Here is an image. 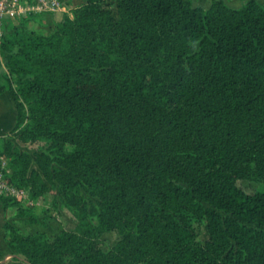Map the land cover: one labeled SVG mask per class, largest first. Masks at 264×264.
I'll return each instance as SVG.
<instances>
[{
  "label": "trees",
  "instance_id": "trees-1",
  "mask_svg": "<svg viewBox=\"0 0 264 264\" xmlns=\"http://www.w3.org/2000/svg\"><path fill=\"white\" fill-rule=\"evenodd\" d=\"M84 1L50 33L31 14L0 43L10 134L47 145L11 155V182L35 200L57 185L78 222L6 223L8 247L28 264H264V3Z\"/></svg>",
  "mask_w": 264,
  "mask_h": 264
},
{
  "label": "rangeland",
  "instance_id": "rangeland-1",
  "mask_svg": "<svg viewBox=\"0 0 264 264\" xmlns=\"http://www.w3.org/2000/svg\"><path fill=\"white\" fill-rule=\"evenodd\" d=\"M197 0H191L192 5H196ZM212 4V0H209ZM223 2L227 7L232 9H240L247 3L249 0H217ZM260 4L264 3V0H257ZM200 8V7H198ZM112 12L114 17H118L115 7H112ZM77 16V10L73 11L72 16H67L70 19H75ZM65 17V16H64ZM63 17V18H64ZM26 18V17H25ZM23 19V18H22ZM20 19L9 22L8 24V33L12 29L19 26ZM55 23L49 20L48 15L45 16V19H37L33 21L30 25L41 33H50L53 29H50ZM1 57V56H0ZM6 82L3 81V85ZM8 117V116H7ZM47 148V145L43 142L37 143H22L19 142L16 138L12 137L9 133L6 137L0 140V156L4 158L7 169L9 171L8 179L12 184V169H11V155L15 152L21 154H27L33 156L36 151L44 150ZM14 185V184H13ZM246 193H253L260 189V186L256 183L241 181L238 184ZM16 186V185H14ZM19 188L18 186H16ZM26 198H22L20 202L14 200L16 203L12 206H9L8 211V225L19 230L23 234H28L29 232L36 230H44L50 234L55 235L61 231H72L77 225V220L73 215L72 211L69 210L64 202L62 197L59 195V187L54 184L49 185V193L44 197L35 200L31 199L29 190L24 188H19ZM10 199V198H4ZM20 211L32 212L35 214L36 218L40 224L31 223L28 217H24L20 214ZM196 231L199 233L201 239H206L207 235L205 233V226H196ZM121 237L116 232H110L102 235L99 239V245L104 250L107 251L112 247Z\"/></svg>",
  "mask_w": 264,
  "mask_h": 264
},
{
  "label": "crops",
  "instance_id": "crops-1",
  "mask_svg": "<svg viewBox=\"0 0 264 264\" xmlns=\"http://www.w3.org/2000/svg\"><path fill=\"white\" fill-rule=\"evenodd\" d=\"M84 0H61L62 9L48 14L49 20L55 24L62 21L64 16H72L73 11L79 9ZM196 5L208 10L211 7L209 0H197ZM195 7V6H194ZM7 74V70L0 58V83ZM8 116V117H7ZM16 122V108L11 94L8 91L0 93V140L6 137L14 128ZM8 208L0 201V264H28L24 256L16 254L8 247L4 237V225L8 222Z\"/></svg>",
  "mask_w": 264,
  "mask_h": 264
},
{
  "label": "built area",
  "instance_id": "built-area-1",
  "mask_svg": "<svg viewBox=\"0 0 264 264\" xmlns=\"http://www.w3.org/2000/svg\"><path fill=\"white\" fill-rule=\"evenodd\" d=\"M62 9L61 0H0V43L8 33V24L29 15L51 14ZM9 171L0 156V199L10 198L20 202L24 192L9 182Z\"/></svg>",
  "mask_w": 264,
  "mask_h": 264
}]
</instances>
